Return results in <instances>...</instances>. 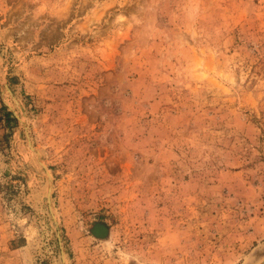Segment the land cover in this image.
Wrapping results in <instances>:
<instances>
[{
	"label": "rangeland",
	"instance_id": "1",
	"mask_svg": "<svg viewBox=\"0 0 264 264\" xmlns=\"http://www.w3.org/2000/svg\"><path fill=\"white\" fill-rule=\"evenodd\" d=\"M0 264H264V0H0Z\"/></svg>",
	"mask_w": 264,
	"mask_h": 264
},
{
	"label": "trees",
	"instance_id": "2",
	"mask_svg": "<svg viewBox=\"0 0 264 264\" xmlns=\"http://www.w3.org/2000/svg\"><path fill=\"white\" fill-rule=\"evenodd\" d=\"M4 114H5L6 117H8V116H10L11 113L9 111H5Z\"/></svg>",
	"mask_w": 264,
	"mask_h": 264
}]
</instances>
